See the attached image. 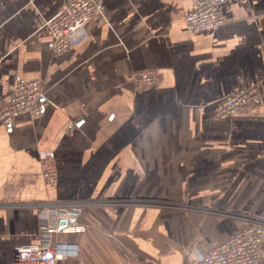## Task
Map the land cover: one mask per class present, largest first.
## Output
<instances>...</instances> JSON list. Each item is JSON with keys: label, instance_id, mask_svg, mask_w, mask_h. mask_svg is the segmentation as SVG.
<instances>
[{"label": "crops", "instance_id": "obj_1", "mask_svg": "<svg viewBox=\"0 0 264 264\" xmlns=\"http://www.w3.org/2000/svg\"><path fill=\"white\" fill-rule=\"evenodd\" d=\"M65 1L0 0V111L20 77L49 101L0 119V264L46 243L56 264H183L264 217V0H223L227 22L189 34L188 0H102L106 20L57 54L47 21ZM145 70L156 84L136 83ZM253 85L259 103L219 114ZM58 201L82 203L80 229L45 231L39 206Z\"/></svg>", "mask_w": 264, "mask_h": 264}, {"label": "built area", "instance_id": "obj_2", "mask_svg": "<svg viewBox=\"0 0 264 264\" xmlns=\"http://www.w3.org/2000/svg\"><path fill=\"white\" fill-rule=\"evenodd\" d=\"M190 8L185 15V28L189 33L215 30L226 21L223 0H188ZM106 20L102 0H66L60 12L47 21L52 36V50L61 54L78 45L100 22ZM139 85H154L158 82L156 71H140L135 75ZM261 101L258 86L253 85L232 91L218 105L223 117L241 112ZM43 82L37 78L20 77L14 95L4 104L0 119L11 120L22 114L40 115L48 105ZM40 159L46 181L53 185L57 181L56 163L51 151H41ZM82 203L58 201L39 206L43 228L48 233L58 229L61 220L68 230L80 229L77 218ZM49 234V233H48ZM264 217H253L248 225L234 236L198 251L183 264H260L264 255ZM56 248L50 243L27 245L16 248L13 264H56Z\"/></svg>", "mask_w": 264, "mask_h": 264}, {"label": "rangeland", "instance_id": "obj_3", "mask_svg": "<svg viewBox=\"0 0 264 264\" xmlns=\"http://www.w3.org/2000/svg\"><path fill=\"white\" fill-rule=\"evenodd\" d=\"M140 204H159V205H164V206H172V207H183L185 202L181 201H174V200H167V199H156V198H142L141 200L138 201ZM228 210H223V209H218V215L220 216H230L233 213L226 212ZM244 213L237 212V215L239 218L243 217ZM245 215V214H244Z\"/></svg>", "mask_w": 264, "mask_h": 264}]
</instances>
